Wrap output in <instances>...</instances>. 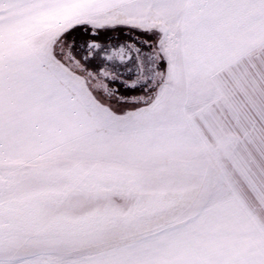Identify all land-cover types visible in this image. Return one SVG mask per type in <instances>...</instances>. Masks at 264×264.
Listing matches in <instances>:
<instances>
[{
    "label": "snow or ice",
    "instance_id": "snow-or-ice-1",
    "mask_svg": "<svg viewBox=\"0 0 264 264\" xmlns=\"http://www.w3.org/2000/svg\"><path fill=\"white\" fill-rule=\"evenodd\" d=\"M0 264H264V0H0Z\"/></svg>",
    "mask_w": 264,
    "mask_h": 264
},
{
    "label": "flooded vegetation",
    "instance_id": "flooded-vegetation-1",
    "mask_svg": "<svg viewBox=\"0 0 264 264\" xmlns=\"http://www.w3.org/2000/svg\"><path fill=\"white\" fill-rule=\"evenodd\" d=\"M89 35L86 37V38H83L82 39V41H79V43L80 42H86V41H88L90 38H91V34L90 33H88ZM108 35H111L112 37H113V42L115 43V42H117L116 41V37L117 36H119V39L122 41L123 39H124V34L123 33H109ZM99 39L101 40V41H104V42H106V36H104V35H102V36H100L99 37Z\"/></svg>",
    "mask_w": 264,
    "mask_h": 264
},
{
    "label": "rangeland",
    "instance_id": "rangeland-1",
    "mask_svg": "<svg viewBox=\"0 0 264 264\" xmlns=\"http://www.w3.org/2000/svg\"><path fill=\"white\" fill-rule=\"evenodd\" d=\"M89 34L83 32V30H81L78 34H77V42L79 43V41H82L83 38H86ZM115 86V85H114ZM121 91H123V88H121Z\"/></svg>",
    "mask_w": 264,
    "mask_h": 264
}]
</instances>
